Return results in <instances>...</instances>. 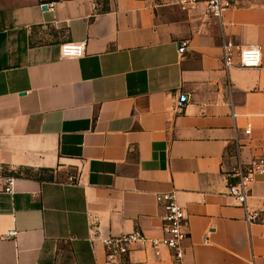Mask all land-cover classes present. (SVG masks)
<instances>
[{"label":"crops","instance_id":"0c3cea01","mask_svg":"<svg viewBox=\"0 0 264 264\" xmlns=\"http://www.w3.org/2000/svg\"><path fill=\"white\" fill-rule=\"evenodd\" d=\"M78 42L84 56L60 59ZM224 42L260 46V68L225 72ZM256 157L264 0H241L220 22L203 0L188 11L169 0H0V168L52 171L0 193V264H103L100 238L162 236L158 194L187 217L182 264H264V176L250 187L247 206L262 211L251 225L225 178ZM126 264L173 263L136 248Z\"/></svg>","mask_w":264,"mask_h":264},{"label":"built area","instance_id":"2783aa9c","mask_svg":"<svg viewBox=\"0 0 264 264\" xmlns=\"http://www.w3.org/2000/svg\"><path fill=\"white\" fill-rule=\"evenodd\" d=\"M182 11H188L200 0H169ZM241 0H203L206 15L215 21H221L225 12L238 6ZM50 8L53 3L48 5ZM187 49V42L178 44V54L183 55ZM85 54V42L66 43L59 48L60 59L80 58ZM221 63L225 72L231 68L254 70L261 65V47L250 45L240 47L233 42H224L221 45ZM187 97L180 95L176 100L174 110L180 112L187 103ZM244 135H250V128H246ZM258 176H264V159L252 158L248 162L237 163L226 173L227 195L244 211L245 223L255 224L260 221L262 211L254 210L247 206L250 197V187ZM15 178H5L0 193L12 196L15 188ZM156 204L161 208L159 217L162 236L149 238L140 230L118 237L100 238L104 252L103 264H126L129 254L136 248L147 250L149 254L159 259L164 252L170 256L173 264H182L184 258L183 242L187 238L188 220L183 209L177 204L173 194H158L155 196ZM15 234L9 232L7 237ZM207 244L206 241L203 242Z\"/></svg>","mask_w":264,"mask_h":264},{"label":"trees","instance_id":"16d2710c","mask_svg":"<svg viewBox=\"0 0 264 264\" xmlns=\"http://www.w3.org/2000/svg\"><path fill=\"white\" fill-rule=\"evenodd\" d=\"M26 177L35 178L38 181H51L52 180V171L42 170L36 174L31 175L29 172L24 173Z\"/></svg>","mask_w":264,"mask_h":264},{"label":"rangeland","instance_id":"374dc122","mask_svg":"<svg viewBox=\"0 0 264 264\" xmlns=\"http://www.w3.org/2000/svg\"><path fill=\"white\" fill-rule=\"evenodd\" d=\"M0 175L1 176H3V177H5V178H8V177H19V176H26L25 174H24V172L23 173H14V172H10V171H8L7 169H4V168H0Z\"/></svg>","mask_w":264,"mask_h":264},{"label":"water","instance_id":"95a60500","mask_svg":"<svg viewBox=\"0 0 264 264\" xmlns=\"http://www.w3.org/2000/svg\"><path fill=\"white\" fill-rule=\"evenodd\" d=\"M45 9H46L45 6H43V7H42V10H45Z\"/></svg>","mask_w":264,"mask_h":264}]
</instances>
